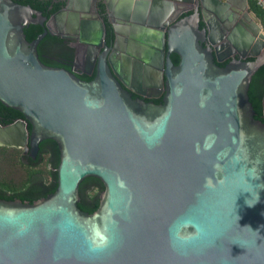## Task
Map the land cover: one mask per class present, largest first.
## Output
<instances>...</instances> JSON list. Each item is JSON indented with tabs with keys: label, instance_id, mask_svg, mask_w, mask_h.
Instances as JSON below:
<instances>
[{
	"label": "water",
	"instance_id": "obj_1",
	"mask_svg": "<svg viewBox=\"0 0 264 264\" xmlns=\"http://www.w3.org/2000/svg\"><path fill=\"white\" fill-rule=\"evenodd\" d=\"M150 1L104 3L148 19L131 56L157 70L117 64L105 25L84 74L45 58V9L0 0V147L28 166L49 153L50 180L0 191V264H264V95L262 110L247 98L260 22L245 0ZM70 10L53 16L66 30Z\"/></svg>",
	"mask_w": 264,
	"mask_h": 264
},
{
	"label": "flooded vegetation",
	"instance_id": "obj_2",
	"mask_svg": "<svg viewBox=\"0 0 264 264\" xmlns=\"http://www.w3.org/2000/svg\"><path fill=\"white\" fill-rule=\"evenodd\" d=\"M69 1V3H68ZM150 1V0H149ZM192 0H183L182 6L184 9L188 7ZM223 1V0H220ZM241 0L237 1L240 3ZM14 4L24 5L21 0H11ZM151 2V1H150ZM173 2V1H172ZM246 2V0H245ZM154 4V3H153ZM176 1L172 3V10L175 11ZM241 4V3H240ZM239 4V5H240ZM196 5L199 6V1L196 0ZM238 5V6H239ZM28 6V5H25ZM66 6L70 9L76 8L79 10H70L71 15H75L73 23L67 30L65 27L57 25L53 16L60 10H64ZM247 6V2H246ZM30 8H40L46 11V27L48 38L43 40L42 52L45 58L49 61L57 63L59 65L65 66L72 70L87 74L88 66L94 52L96 43L98 41L99 35L102 28L107 25L110 34V55L114 58L117 64H122L125 60L127 66L140 68V69H150L157 70L149 63L142 62L137 59V57H132L135 55L137 50L130 48V42L132 38L129 34L131 26H137L142 28H148L146 21L142 25L138 23H127L120 20L117 17V11L113 9V6L109 10L105 7L104 0H36L32 3ZM55 8V9H54ZM54 9V10H52ZM245 12L249 11L244 9ZM226 11V10H225ZM234 16L233 19L229 16L225 19L223 18L222 23L219 25V33L226 35L230 29L237 23L240 19V15L243 13L240 9L235 10V12L230 11ZM222 11H220V17ZM211 16V15H210ZM130 17V14H129ZM176 15L172 12L168 19V25L174 20ZM67 15L64 16L63 24L67 23ZM229 20L231 24L229 23ZM65 21V22H64ZM155 22V20L153 21ZM88 25L89 28L86 26ZM161 26V24H159ZM113 26L116 27L117 33L114 32ZM59 30L64 38L50 34L49 32H55ZM43 37V38H44ZM57 39V40H54ZM132 40V41H131ZM227 53V51H225ZM221 58H223L221 56ZM230 58H223L220 62L214 61L217 67H224ZM252 58H246L245 61H252ZM264 95V85L262 89V97ZM262 97H261V110H262ZM264 106V100H263Z\"/></svg>",
	"mask_w": 264,
	"mask_h": 264
},
{
	"label": "trees",
	"instance_id": "obj_3",
	"mask_svg": "<svg viewBox=\"0 0 264 264\" xmlns=\"http://www.w3.org/2000/svg\"><path fill=\"white\" fill-rule=\"evenodd\" d=\"M36 0H21L24 5L31 6ZM247 7L250 12H252L259 20L262 31L264 32V13L256 6L253 0H246ZM55 9V8H54ZM52 9V10H54ZM47 39L46 35L44 39ZM57 40V39H54ZM264 85V64L261 65L251 76L248 89L247 98L248 102L261 110V97L262 89ZM21 150L15 148L0 147V191L5 194L19 193L25 190L28 177L31 175L40 176V181L42 186H47L50 183L48 172H49V153H42L38 156V163L43 160L45 169L32 170L33 166H28L20 163ZM43 158V159H42ZM35 164V165H38ZM34 165V166H35ZM22 173V176L13 179L14 173ZM97 193L95 187L90 188L86 194L85 198L87 200H92Z\"/></svg>",
	"mask_w": 264,
	"mask_h": 264
},
{
	"label": "rangeland",
	"instance_id": "obj_4",
	"mask_svg": "<svg viewBox=\"0 0 264 264\" xmlns=\"http://www.w3.org/2000/svg\"><path fill=\"white\" fill-rule=\"evenodd\" d=\"M262 33L264 34V32L262 31ZM43 159V158H42ZM32 170H41V171H43L44 169H45V165H44V163H43V160H40L39 161V163H38V165H35V166H33L32 168H31ZM13 175V179L15 178H20L21 176H22V173H14V174H12Z\"/></svg>",
	"mask_w": 264,
	"mask_h": 264
},
{
	"label": "built area",
	"instance_id": "obj_5",
	"mask_svg": "<svg viewBox=\"0 0 264 264\" xmlns=\"http://www.w3.org/2000/svg\"><path fill=\"white\" fill-rule=\"evenodd\" d=\"M256 6L264 13V0H253Z\"/></svg>",
	"mask_w": 264,
	"mask_h": 264
},
{
	"label": "bare ground",
	"instance_id": "obj_6",
	"mask_svg": "<svg viewBox=\"0 0 264 264\" xmlns=\"http://www.w3.org/2000/svg\"><path fill=\"white\" fill-rule=\"evenodd\" d=\"M242 15V14H241ZM240 15V19L239 20H241L242 21V16ZM261 32H260V30L258 31V33H257V35H259Z\"/></svg>",
	"mask_w": 264,
	"mask_h": 264
}]
</instances>
